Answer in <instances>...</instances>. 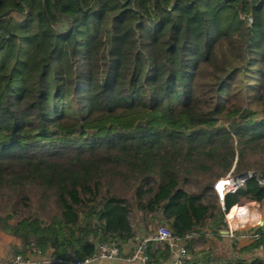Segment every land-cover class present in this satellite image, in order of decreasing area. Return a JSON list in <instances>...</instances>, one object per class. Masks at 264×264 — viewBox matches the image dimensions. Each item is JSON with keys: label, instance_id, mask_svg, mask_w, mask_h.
I'll return each mask as SVG.
<instances>
[{"label": "trees", "instance_id": "obj_1", "mask_svg": "<svg viewBox=\"0 0 264 264\" xmlns=\"http://www.w3.org/2000/svg\"><path fill=\"white\" fill-rule=\"evenodd\" d=\"M249 172L224 210L215 183ZM260 180L264 0H0V230L15 254L84 258L164 226L184 264H264L213 239L233 205L264 202ZM149 247L147 264L173 256Z\"/></svg>", "mask_w": 264, "mask_h": 264}, {"label": "built area", "instance_id": "obj_2", "mask_svg": "<svg viewBox=\"0 0 264 264\" xmlns=\"http://www.w3.org/2000/svg\"><path fill=\"white\" fill-rule=\"evenodd\" d=\"M252 172L246 174L245 177L240 179H235V176L228 174L226 177L219 179L214 188L217 191V194L222 202V207L225 210L224 206V197L229 192H235L237 189L242 187L245 181L250 178ZM253 176V175H252ZM260 182H264L260 180ZM254 201H247L239 204H235L225 213V220L227 223L228 233L231 236H234L236 229L238 228V220L242 217L250 215V213L263 214L264 216V205L261 203L250 204ZM253 241L258 239L264 240V222H262L261 227L256 229L252 233ZM168 241L171 243L172 248H177L174 258L169 262V264H184L186 258V249L185 244L182 241L177 240L169 228L164 226H159L155 229L154 232L147 236L138 237L126 253L123 252L122 245L117 241H110L104 243H98L96 246V251L88 257H80L75 250H69L64 256H49L50 259L58 263L66 264H89L95 261H106V260H116L125 256L127 261H139L142 264H147L149 261V246L152 242H161ZM257 251H262L264 253V243L260 244L257 248ZM35 253L41 254V249H35ZM0 264H35L32 257L24 256L21 254H14L10 257L0 260Z\"/></svg>", "mask_w": 264, "mask_h": 264}, {"label": "crops", "instance_id": "obj_3", "mask_svg": "<svg viewBox=\"0 0 264 264\" xmlns=\"http://www.w3.org/2000/svg\"><path fill=\"white\" fill-rule=\"evenodd\" d=\"M257 202H251L250 204H255ZM260 203V202H258ZM238 228L235 231L234 236H231L228 232H222V231H228L226 229L221 231L222 238H225V243L230 246H234V251L232 253L233 256H240L247 259H252L254 257H264V253L260 250L257 251L255 249H250L248 251L241 252L239 249L242 247L249 246L253 243L252 239V233L261 227L262 222H264V216L263 214H257V213H250V215H247L245 217H241L239 220ZM156 229V228H155ZM138 237L129 240L127 243H124L122 245L123 252H127L134 242L137 240ZM214 240H217L216 238H213ZM217 242V241H216ZM224 244V243H223ZM222 244V245H223ZM21 245V240L14 236L10 235L2 230H0V260L10 257L15 254V248ZM225 245V244H224ZM174 248V247H173ZM177 248L173 249V256L174 258L176 254ZM52 254L51 251L46 253L45 255L42 254H31L30 256L34 260L35 264H66V263H58L56 261H53L49 258V256ZM171 258V260H172ZM170 260V261H171ZM167 264H169V262ZM89 264H142L139 261H127L125 259V256H122L119 259L116 260H106V261H93Z\"/></svg>", "mask_w": 264, "mask_h": 264}, {"label": "rangeland", "instance_id": "obj_4", "mask_svg": "<svg viewBox=\"0 0 264 264\" xmlns=\"http://www.w3.org/2000/svg\"><path fill=\"white\" fill-rule=\"evenodd\" d=\"M261 204H263L264 205V202L263 203H261ZM210 239V238H209ZM217 242V246H218V252L221 254V255H223V256H225V257H232V253H233V249H234V246H230V244L228 245L227 243H225V238L223 239V238H221V239H217L216 240ZM225 245H224V244ZM223 244V245H222Z\"/></svg>", "mask_w": 264, "mask_h": 264}, {"label": "water", "instance_id": "obj_5", "mask_svg": "<svg viewBox=\"0 0 264 264\" xmlns=\"http://www.w3.org/2000/svg\"><path fill=\"white\" fill-rule=\"evenodd\" d=\"M246 174H247V173L239 174V175L235 176V179L243 178V177L246 176ZM252 175L255 176V175H256V172H253ZM222 232H228V231H222Z\"/></svg>", "mask_w": 264, "mask_h": 264}]
</instances>
